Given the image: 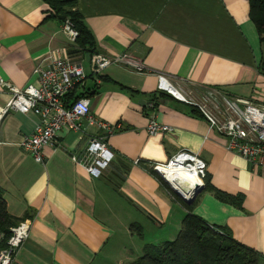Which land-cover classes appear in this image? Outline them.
<instances>
[{
    "label": "crops",
    "instance_id": "1",
    "mask_svg": "<svg viewBox=\"0 0 264 264\" xmlns=\"http://www.w3.org/2000/svg\"><path fill=\"white\" fill-rule=\"evenodd\" d=\"M74 11L92 34L95 52L127 54L150 73L180 79L193 100L211 108L222 105L223 96L259 100L264 92V46L249 0H0V81L38 85L39 65L58 57L81 62L87 79L76 94L89 97L94 118L121 127L107 138L116 157L96 178L72 155L82 158L89 139L104 132L88 127L80 139L63 128L60 146L45 147V161L38 163L19 144L39 117L6 116L0 192L14 226L32 220L12 264H130L147 245L175 240L189 209L264 257L258 167L228 151L227 138L209 130L197 110L158 92L156 75L113 65L98 84L92 53L80 51L62 29ZM9 99L0 85V107ZM152 101L155 120L172 132L148 133L145 111ZM180 150L199 154L208 167L207 186L189 207L149 170Z\"/></svg>",
    "mask_w": 264,
    "mask_h": 264
},
{
    "label": "built area",
    "instance_id": "2",
    "mask_svg": "<svg viewBox=\"0 0 264 264\" xmlns=\"http://www.w3.org/2000/svg\"><path fill=\"white\" fill-rule=\"evenodd\" d=\"M63 32L72 44L77 43L79 32L74 24L65 19ZM117 65L131 69L139 74L148 72L144 66L135 62L127 54L121 56L104 55L98 52L91 54L92 74L98 84L109 67ZM38 85H28L19 88L11 82L1 80L0 85L6 89L10 99L4 107H0V145H2V125L10 112L22 114L33 113L39 117L35 130L25 135L20 147L29 153L36 162L44 163L43 149L60 146L57 133L63 128L80 133V139L85 137V131L93 127L104 132V136L89 139L82 158L72 155L75 162L81 163L87 172L96 178L103 175L114 161L116 154L108 146L107 138L112 135L119 125H111L98 120L91 114V100L87 96L73 97L82 86L87 74L84 64L74 62L69 58L58 57L51 59L48 66L39 65L35 69ZM157 76V90L171 96L178 102L196 109L207 121L209 130L227 138L226 149L244 159L254 167H258L264 175V92L261 99L251 100L242 98L222 97V105L211 108L208 104L195 101L186 92L180 79L164 72L150 73ZM156 102L147 105L146 115L150 116L147 131L150 135L159 132L169 133L173 128L162 125L155 120ZM140 166V161H135ZM149 170L159 175L169 187L173 195L186 203L197 196V191L206 184L207 164L197 153L180 150L167 163H152ZM177 171L193 174V181L177 174ZM32 220L25 219L13 226L4 248H0V264H12L15 257L30 236ZM0 236V244L3 241Z\"/></svg>",
    "mask_w": 264,
    "mask_h": 264
},
{
    "label": "trees",
    "instance_id": "3",
    "mask_svg": "<svg viewBox=\"0 0 264 264\" xmlns=\"http://www.w3.org/2000/svg\"><path fill=\"white\" fill-rule=\"evenodd\" d=\"M249 2L251 18L264 46V0ZM66 16L79 32L78 49L82 52L95 53L94 38L83 24L80 14L74 11L67 13ZM262 69L264 71V59ZM72 96L80 97L76 92ZM13 226L6 200L0 192V234L4 238L0 248L5 247ZM130 264H264V257L237 243L224 229L206 224L189 209L175 240L160 245H147L143 255Z\"/></svg>",
    "mask_w": 264,
    "mask_h": 264
},
{
    "label": "water",
    "instance_id": "4",
    "mask_svg": "<svg viewBox=\"0 0 264 264\" xmlns=\"http://www.w3.org/2000/svg\"><path fill=\"white\" fill-rule=\"evenodd\" d=\"M64 20H65V19H64ZM87 59L90 60V54H87ZM203 188H204V187H203ZM203 188H201V189H199V190L197 191V196L201 193V191L203 190ZM197 196H196L193 200L187 202V205H191V204H193V202L195 201V199L197 198ZM0 236H1V234H0Z\"/></svg>",
    "mask_w": 264,
    "mask_h": 264
},
{
    "label": "bare ground",
    "instance_id": "5",
    "mask_svg": "<svg viewBox=\"0 0 264 264\" xmlns=\"http://www.w3.org/2000/svg\"><path fill=\"white\" fill-rule=\"evenodd\" d=\"M177 174L178 175H181V176H183V177H185V178H187V179H191L192 181H193V174L191 173V174H187V173H182V172H180V171H177Z\"/></svg>",
    "mask_w": 264,
    "mask_h": 264
}]
</instances>
